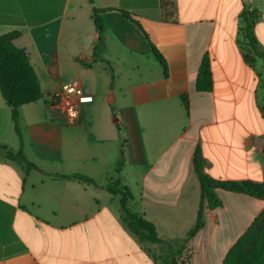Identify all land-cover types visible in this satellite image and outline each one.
Returning <instances> with one entry per match:
<instances>
[{
	"label": "crops",
	"instance_id": "obj_1",
	"mask_svg": "<svg viewBox=\"0 0 264 264\" xmlns=\"http://www.w3.org/2000/svg\"><path fill=\"white\" fill-rule=\"evenodd\" d=\"M92 1L0 0V36L21 32L15 44L44 93L21 108L23 151L37 166L26 172L8 158L21 144L0 91V264H163L167 247L137 235L122 195L107 187L129 189L132 212L162 237L182 238L202 199L198 147L209 177L264 184V0H173L167 18L162 0ZM94 9H109L101 15L105 62L93 63ZM250 21L260 54L247 36ZM206 53L214 87L200 92ZM71 82L94 97L76 125L47 105ZM74 173L97 186L55 176ZM217 195L223 207L206 209L180 263L222 264L264 210V200L246 194Z\"/></svg>",
	"mask_w": 264,
	"mask_h": 264
},
{
	"label": "trees",
	"instance_id": "obj_2",
	"mask_svg": "<svg viewBox=\"0 0 264 264\" xmlns=\"http://www.w3.org/2000/svg\"><path fill=\"white\" fill-rule=\"evenodd\" d=\"M91 2H93L91 0ZM162 8L164 9V18H167V9L173 8V0H162ZM109 9H94V22L100 32V38L95 44L93 63L103 61L105 52V42L102 34L105 30V24L101 15ZM173 12V10H172ZM124 17L140 24L127 12H123ZM253 21L248 22L247 36L250 43L257 54L260 50L257 47V41L252 35ZM21 36V32L13 31L0 36V91L1 94L12 109V120L16 133L19 137L21 149L18 153H9L8 158L21 165L26 172L36 169L37 166L30 162L23 151V134L20 125L21 108L26 105L37 103L44 98L39 78L32 66L27 53L18 48L15 41ZM153 54L167 73L165 60L158 52L153 40L149 38ZM91 66L92 64H86ZM110 66V65H109ZM214 80L212 76L210 56L206 53L203 57L198 78L197 90L200 92L212 91ZM186 110L189 112L188 97L182 98ZM125 145V143L123 144ZM124 153L119 166L124 165ZM196 172L199 176L202 186V199L194 226L188 231L184 237L166 238L162 237L155 224L146 220L141 215L132 212L128 207V201L132 198L129 189L118 190L115 185H110L107 190L112 194H121V206L127 219L130 220L133 231L148 240L163 244L166 249L165 256L161 257L163 264H185L177 259L178 253L183 252L186 243L196 237V235L206 225V209H217L223 207L222 200L217 195V190H225L239 194H246L257 199L264 200V184L252 181H218L209 177L204 172L206 161L204 159L201 148H197L194 156ZM59 178L74 179L80 183L97 186L96 181L81 173L71 175H55ZM165 251V250H164ZM222 264H264V210L254 220L247 231L237 240V242L229 249Z\"/></svg>",
	"mask_w": 264,
	"mask_h": 264
},
{
	"label": "built area",
	"instance_id": "obj_3",
	"mask_svg": "<svg viewBox=\"0 0 264 264\" xmlns=\"http://www.w3.org/2000/svg\"><path fill=\"white\" fill-rule=\"evenodd\" d=\"M94 100L93 95L78 83L71 82L48 98V108L54 115H58L67 123L76 125L81 122L85 104Z\"/></svg>",
	"mask_w": 264,
	"mask_h": 264
},
{
	"label": "water",
	"instance_id": "obj_4",
	"mask_svg": "<svg viewBox=\"0 0 264 264\" xmlns=\"http://www.w3.org/2000/svg\"><path fill=\"white\" fill-rule=\"evenodd\" d=\"M7 156V150L5 148L0 147V157L5 158Z\"/></svg>",
	"mask_w": 264,
	"mask_h": 264
},
{
	"label": "rangeland",
	"instance_id": "obj_5",
	"mask_svg": "<svg viewBox=\"0 0 264 264\" xmlns=\"http://www.w3.org/2000/svg\"><path fill=\"white\" fill-rule=\"evenodd\" d=\"M230 238H231V237H230ZM229 240H230V239H229ZM228 242H229V241H228ZM196 251H197V252H201V255H202V254H203V252H204V250H203V249H202L201 251H198V249H196ZM189 255H190V254H189ZM199 258H201V257H199ZM199 258H198V259H199ZM201 259H202V258H201ZM201 259H199V261H200Z\"/></svg>",
	"mask_w": 264,
	"mask_h": 264
}]
</instances>
